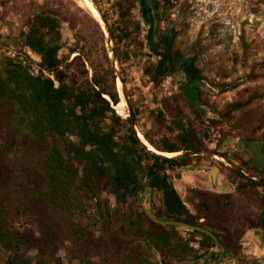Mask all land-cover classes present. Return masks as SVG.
<instances>
[{
  "label": "rangeland",
  "instance_id": "1",
  "mask_svg": "<svg viewBox=\"0 0 264 264\" xmlns=\"http://www.w3.org/2000/svg\"><path fill=\"white\" fill-rule=\"evenodd\" d=\"M84 1L97 10L91 0ZM95 1L98 6L102 4L99 8L106 16L107 25L113 26L118 21L115 0ZM41 9L54 12L60 18V56L67 57L66 62L80 56L75 68H80L83 62L88 77L95 70L99 76L104 75L109 84L113 83L114 75L121 104L120 108L117 109V104L114 108L126 118L127 106L120 98L121 83L115 78L104 33L78 0H0V36L19 40L26 29L27 18ZM132 9L129 18L138 22L140 29L133 32L134 40L126 47L132 57L121 66L117 60V65L122 79L123 76L126 79L124 85L133 110L136 109V128L141 135L147 132L157 144L163 138H173L175 132H170L166 124L174 117H181L196 133L202 134L204 149L201 150L219 154L217 151H227L232 142H238L243 148V139H257L264 146V0H157L154 36L159 38L170 30L172 49L192 62L197 78L193 83L197 88L195 106L184 95L188 76L182 69L165 76L158 84L152 83L143 73V63L155 61L156 57L146 46L148 26L140 13ZM75 45L81 51H71ZM112 45L115 52L113 39ZM122 50L120 45L118 52ZM198 107L200 112L196 111ZM158 112L162 113V119L157 117ZM7 118L5 108L0 106V167L6 177L5 181H0V206L9 214L10 227L20 231L21 236L41 240V228L46 226L54 234L51 254L43 247L28 251L34 261L45 256L51 258V264H79L80 256L87 258L93 252L98 264H164L165 261L168 264H204L207 250L199 248L196 242L190 243L191 253L169 249L172 236L176 237L172 240L179 242H186L193 236L204 240L202 236L190 234L188 230L191 229L183 226L173 225V229L167 225L152 226L144 207L152 214L155 208L161 207V194L155 189H147L139 201L123 205L122 210L127 211L131 219H124L117 213L111 225L105 228L97 220H81L73 225L62 213L61 206L49 211L42 203L30 201L29 195L35 186L30 181L36 179L39 160L21 142L5 148L12 138ZM242 150L243 155H247V151ZM213 166L217 168L214 172L216 189L211 180ZM230 168L221 158L198 154L190 158L188 166L168 168L166 173L190 212L201 217L198 225L216 231L222 240L220 244L228 246L229 251L218 264H231L234 258L242 264H258L246 239L251 232L254 247L258 248L262 235L257 230L245 228L255 223L257 198L261 192L253 184L247 186L252 188L247 194L244 191L246 178ZM245 173L256 177L255 173ZM236 182L237 189L231 190ZM202 193L206 196L202 197ZM103 195L107 196L105 192ZM108 197L110 205L115 206L113 197ZM88 212H92V208H88ZM75 226L85 237L82 241L74 236ZM149 226L154 233L151 236L157 238L155 241L159 245L163 243V254L156 252L148 239L149 243L135 235L144 230L148 238ZM160 237L166 239L160 240ZM13 254L14 250L0 249V264H4L6 255Z\"/></svg>",
  "mask_w": 264,
  "mask_h": 264
},
{
  "label": "trees",
  "instance_id": "2",
  "mask_svg": "<svg viewBox=\"0 0 264 264\" xmlns=\"http://www.w3.org/2000/svg\"><path fill=\"white\" fill-rule=\"evenodd\" d=\"M114 5L118 21L108 27L121 66L132 57L126 47L134 40L133 32L140 26L129 18L131 8L128 1L115 0ZM60 24L58 14L41 9L27 18L26 29L21 32L19 40L0 36V106L7 112L12 137L5 148L21 142L39 160L36 179L30 181L35 186L29 200L42 203L49 211L61 206L62 213L73 225L81 220H97L105 228L111 225L117 213L124 219H131L130 214L122 210L123 205L135 203L142 192L155 189L161 193V207L153 210L156 217L198 225L197 216L185 206L166 173L168 168L186 166L190 158L197 155L169 158L148 152L134 135L130 118H122L114 108L116 104L117 109L121 107L114 75L112 84L95 70L88 77L83 62H80V68L74 67L80 56H74L67 62V57L60 56ZM154 34L153 28H148L146 46L156 60L145 61L142 70L152 83L158 84L165 76L182 69L179 60L185 57L172 49L170 30L159 38ZM120 45L123 50L118 52ZM70 49L81 51L76 45ZM123 81L126 82L124 76ZM186 84L184 95L195 106V95L185 89ZM120 98L122 101L121 93ZM134 111L136 114V109ZM196 111L201 109L198 107ZM157 117L162 119V113L158 112ZM166 128L175 135L163 138L159 144L147 132L142 134L160 151L204 149L202 134L196 133L181 117L172 118ZM5 180L0 167V181ZM245 181L259 184L253 180ZM104 192L107 196L103 195ZM108 196L113 197L115 206L110 205ZM261 205L264 207V198ZM88 208H92V212H88ZM141 213L150 221L144 212ZM8 215L7 210L0 206V249L15 251V254L5 256L4 264H51L50 257H37L34 261L28 255L29 250L42 247L51 254L55 245L51 229L47 226L41 228V240L21 236L20 231L10 227ZM258 221L263 223L264 219L260 217ZM150 222L154 227H163ZM150 226L146 230L148 238L143 234L144 230L135 235L150 241L149 245L163 254L164 245H159L155 241L157 238L151 236L154 233ZM167 227L175 228L173 225ZM188 232L199 234L204 240L193 236L186 242H179L172 240L176 238L172 236L169 249L187 254L192 251L190 243L196 242L206 250L215 246L207 234L198 230ZM73 233L79 241L85 239L76 226ZM216 255L217 252L208 251L210 259ZM80 257L79 264L99 263L93 252L87 258Z\"/></svg>",
  "mask_w": 264,
  "mask_h": 264
},
{
  "label": "flooded vegetation",
  "instance_id": "3",
  "mask_svg": "<svg viewBox=\"0 0 264 264\" xmlns=\"http://www.w3.org/2000/svg\"><path fill=\"white\" fill-rule=\"evenodd\" d=\"M120 1H123V0H120ZM124 1H128L129 6H133L136 9V11L138 13H140V16L142 17L143 22L145 24H147L148 28L154 27L155 18H156L155 12L157 11V8L155 9V6H157V0H124ZM99 4H101V3H99ZM99 7L101 8L102 4ZM133 7H131V10H133L132 9ZM179 63L182 66V70L188 76V79L186 82L187 83L186 89L189 92L194 94L195 90L197 89L193 84L197 80L196 71L193 68L192 63L189 61L188 58L179 60ZM230 144H231V146H229L227 148L228 149L227 151H217V152L221 156L226 157L228 160L235 162V164L243 172L255 173L256 177L264 178V176H263V170H264V146H263V144L257 139H243L242 140L243 148L241 147V145L238 142H232V143H229V145ZM242 149H245L247 151V155H243ZM255 152H257V154H259L258 157H255ZM186 166H188V164ZM230 170H232L237 175L243 177L241 174L237 173L233 169L230 168ZM245 180H248V179H245ZM171 183H172L173 187L176 189V187L174 186L172 181H171ZM244 183H245L244 186H246L244 191L246 190V193L248 194L251 192L252 188H251V186L250 187H247V186L253 185V184L246 183V181ZM258 183L259 184H254L255 186H257L258 189H260V192H261V195L259 196V198H257L258 210L256 213V220H255V223L252 224L251 226L247 225L245 230H250V229L257 230V232H259L260 235H262L263 239L260 240V242L262 241V244L261 245L258 244V248L254 247L255 246L254 242L251 239V235L253 236V234H251V232L248 233L249 235H248L246 241L249 243V246H251L252 253L254 255H256L257 260H258V264H263L264 263V222L259 223L258 220L260 217H262L264 219V207H262V205H261V201L264 198V185H262V183L264 184V182H258ZM237 187H238V182H236V184L234 186H232L231 190L237 189ZM176 191L178 192L177 189H176ZM217 193H221V192H217ZM178 194H179V192H178ZM205 196H206V194L204 195L202 193V197H205ZM214 200H215V198H214ZM183 203L186 206V203L184 202V200H183ZM213 205L215 206V204H213ZM216 207L217 206H215V208ZM194 215L197 216V221H198V223H200L199 221L201 220V217L199 216V214L194 213ZM209 229L217 238V241L214 240L215 246L209 247V250H212L213 252H217V255L214 259H210V257L208 256L209 250H207L206 259H204L202 263H204V264H209V263L210 264H218L225 258L226 253L229 251V248L220 244V242L222 240H221L220 236L216 233V231H214L210 227H209ZM199 248H200V246H199ZM232 263L233 264H242V261L239 263V262H237L236 258H234V260L231 262V264Z\"/></svg>",
  "mask_w": 264,
  "mask_h": 264
},
{
  "label": "water",
  "instance_id": "4",
  "mask_svg": "<svg viewBox=\"0 0 264 264\" xmlns=\"http://www.w3.org/2000/svg\"><path fill=\"white\" fill-rule=\"evenodd\" d=\"M91 2L95 6L97 11L99 12L100 18L103 21V27L100 24L99 25L101 26V29H102V31L104 33L105 38H106L108 53H109L111 64H112V67H113V70H114L115 78H118L120 80V83H121L122 98L125 101L126 106H127L126 114L130 118L132 130L134 132V135L136 136V138L140 142V144L148 152H150L152 154H156V155L162 156V157L177 158V157H182V156L198 155V154H208V155H211V156H216V157L221 158L222 160H224V162L226 164H228L234 171H236L237 173L241 174L246 179L253 180V181H256V182H264V178H257V177L249 176L248 174L243 172L238 166H236L233 162H231L227 158L221 156L220 154H216V153H212V152H208V151H204V150L160 151V150L156 149L153 145H151L147 141L153 147V149L149 148L147 146V144L140 139V137H139V135L137 133V130H136V126H137L136 115H135L133 107H132V105H131V103L129 101L128 94H127V91H126V88H125V85H124V81L122 79L120 70H119L118 65H117V59H116L115 52H114V49H113L112 37H111V33H110V30H109V27L107 25L105 17L103 15L102 11L100 10L97 2L95 0H91ZM163 152H176V154L168 156L166 154H163ZM258 156H259V154H257V152H255V157H258ZM216 169L217 168L215 166H213L212 170H211V176H212L211 180H212V184H213L214 188L216 186L215 185V178H214V174H215L214 172H215ZM144 212L155 223H158V224H161V225H177V226H183V227L191 229V230H198L200 232H203V233L207 234L213 240L217 241L216 236L210 230H208V229H206V228H204L202 226L195 225V224H190L188 222L181 221V220L158 218L155 215H153L146 207H144Z\"/></svg>",
  "mask_w": 264,
  "mask_h": 264
},
{
  "label": "bare ground",
  "instance_id": "5",
  "mask_svg": "<svg viewBox=\"0 0 264 264\" xmlns=\"http://www.w3.org/2000/svg\"><path fill=\"white\" fill-rule=\"evenodd\" d=\"M78 2L83 5L84 7L87 8V10L90 12V14L92 15V17L103 27V21L102 19L99 17V15L95 12V10H93V8H91L84 0H78ZM137 130V128H136ZM137 133L140 137V139L145 142L147 144V146L151 149H153V147L147 142V140L141 135L140 131L137 130ZM176 154V152H163V154H166L168 156H171L173 154Z\"/></svg>",
  "mask_w": 264,
  "mask_h": 264
},
{
  "label": "crops",
  "instance_id": "6",
  "mask_svg": "<svg viewBox=\"0 0 264 264\" xmlns=\"http://www.w3.org/2000/svg\"><path fill=\"white\" fill-rule=\"evenodd\" d=\"M217 188V186H215V188L214 189H216ZM216 191V190H215ZM264 264V263H263Z\"/></svg>",
  "mask_w": 264,
  "mask_h": 264
},
{
  "label": "built area",
  "instance_id": "7",
  "mask_svg": "<svg viewBox=\"0 0 264 264\" xmlns=\"http://www.w3.org/2000/svg\"><path fill=\"white\" fill-rule=\"evenodd\" d=\"M23 62H25V60H22Z\"/></svg>",
  "mask_w": 264,
  "mask_h": 264
}]
</instances>
